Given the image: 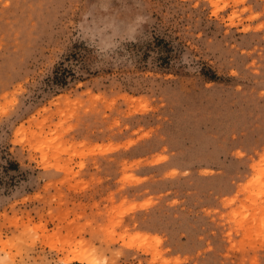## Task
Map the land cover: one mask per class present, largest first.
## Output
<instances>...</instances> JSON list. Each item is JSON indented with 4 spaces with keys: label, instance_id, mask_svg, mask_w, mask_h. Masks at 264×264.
Listing matches in <instances>:
<instances>
[{
    "label": "rangeland",
    "instance_id": "1",
    "mask_svg": "<svg viewBox=\"0 0 264 264\" xmlns=\"http://www.w3.org/2000/svg\"><path fill=\"white\" fill-rule=\"evenodd\" d=\"M142 9L97 69L79 25ZM33 230L27 264H264V0H0V247Z\"/></svg>",
    "mask_w": 264,
    "mask_h": 264
},
{
    "label": "clouds",
    "instance_id": "2",
    "mask_svg": "<svg viewBox=\"0 0 264 264\" xmlns=\"http://www.w3.org/2000/svg\"><path fill=\"white\" fill-rule=\"evenodd\" d=\"M151 23V17L146 15L142 9L137 12L135 16L123 25H117L112 20L106 22L102 28L93 24L82 22L78 27L79 35L77 39L85 43L89 48H94L99 60L95 63L97 69L103 68L106 65L114 64L121 60H112V57L117 54V50L122 47L125 42L135 43L138 42V36L143 32L144 26ZM145 41L148 38V32L144 33ZM180 64L189 67L192 64V60L187 53H182L180 56ZM38 242V235L33 230L32 240L25 243L24 248L20 249V253L24 256V259H19V256L14 255L17 249L13 245H6L0 247V264H27L26 250L34 246V243ZM17 243H20L18 241ZM93 252L103 253L99 260L92 256ZM85 258L82 264H116L120 259V255L116 251L111 253L106 252L102 247H92L84 254ZM104 256L107 259H104Z\"/></svg>",
    "mask_w": 264,
    "mask_h": 264
},
{
    "label": "bare ground",
    "instance_id": "3",
    "mask_svg": "<svg viewBox=\"0 0 264 264\" xmlns=\"http://www.w3.org/2000/svg\"><path fill=\"white\" fill-rule=\"evenodd\" d=\"M94 247L93 245H90L88 243H79L74 245V247L70 248L67 252V259L66 262L77 260L82 262L85 258V253L88 252L90 248ZM94 253H92V256L94 257Z\"/></svg>",
    "mask_w": 264,
    "mask_h": 264
},
{
    "label": "trees",
    "instance_id": "4",
    "mask_svg": "<svg viewBox=\"0 0 264 264\" xmlns=\"http://www.w3.org/2000/svg\"><path fill=\"white\" fill-rule=\"evenodd\" d=\"M71 264H82V263H79V262H73V263H71Z\"/></svg>",
    "mask_w": 264,
    "mask_h": 264
}]
</instances>
